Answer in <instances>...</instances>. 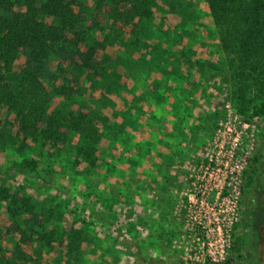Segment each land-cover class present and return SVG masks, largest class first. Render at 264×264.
I'll use <instances>...</instances> for the list:
<instances>
[{"label":"rangeland","instance_id":"obj_1","mask_svg":"<svg viewBox=\"0 0 264 264\" xmlns=\"http://www.w3.org/2000/svg\"><path fill=\"white\" fill-rule=\"evenodd\" d=\"M173 2L191 7L177 32L164 37L161 19L154 35L146 33L154 50L139 59L142 45L118 63L116 73L124 79L118 110L109 101L87 105L111 117L108 149L96 169H71L69 153L23 169L18 160L27 151L15 152L2 135L0 178L21 186L37 209H53L56 227L72 214L92 217L84 253L63 259L32 250L41 264H262V178L253 195L240 198L242 171L256 145L264 161V117L254 115L262 100L250 90L242 102L238 85L227 80L228 61L224 71L217 64L227 57L204 0ZM79 3L91 14L96 0ZM182 49L190 56L185 66ZM235 64L234 58L232 69ZM145 72L165 83L147 86ZM242 210L247 232L237 259L229 235Z\"/></svg>","mask_w":264,"mask_h":264},{"label":"trees","instance_id":"obj_2","mask_svg":"<svg viewBox=\"0 0 264 264\" xmlns=\"http://www.w3.org/2000/svg\"><path fill=\"white\" fill-rule=\"evenodd\" d=\"M204 3L228 59L217 64L224 71L228 61L227 80L238 85L242 102L250 90L256 92L262 103L254 115L264 117V0ZM190 8L173 0H96L89 14L79 0H0V139L7 133L15 152L27 151L18 165L34 168L39 158L48 162L69 153L71 169H96L108 149L111 117L88 103L109 101L118 110L124 83L116 73L118 63L128 61L127 52L136 55L142 45L146 50L137 54L139 59L151 53L156 42L146 33L154 35L162 19L164 37L175 34ZM187 51H180L181 66L190 59ZM143 79L152 88L165 83L146 72ZM36 152L40 157H30ZM262 164V149L256 145L242 171L240 198H247ZM21 188L0 178V264H41L32 250L63 259L84 253L92 217L72 214L56 227L53 209H37ZM242 216L241 211L229 235V249L237 259L243 250Z\"/></svg>","mask_w":264,"mask_h":264},{"label":"flooded vegetation","instance_id":"obj_3","mask_svg":"<svg viewBox=\"0 0 264 264\" xmlns=\"http://www.w3.org/2000/svg\"><path fill=\"white\" fill-rule=\"evenodd\" d=\"M258 175L259 176L255 178V182H254L253 186L251 187V189L249 191V194H248L249 196L248 197H250L251 195H253L252 194L253 193V188L255 187V185L256 186L258 185V182H259L258 180H260V177L263 180V184L261 186H262V188L264 190V161H263V165H262V167H261L260 172L258 173ZM261 195L264 196V193H262ZM252 202H253V200H252ZM242 213H243V216H242L241 220L243 222L244 221V216H245V210H242ZM261 219H262V226L259 227L258 234L261 236L260 241L262 243H264V217H261ZM240 229H241V235H242V233L247 232V229H243L242 227ZM258 258H259V261L262 264H264V249H263V251L260 252Z\"/></svg>","mask_w":264,"mask_h":264}]
</instances>
